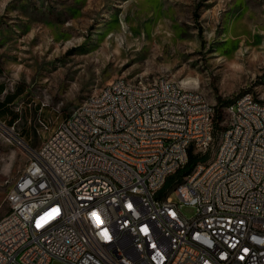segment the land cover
<instances>
[{
    "label": "built area",
    "instance_id": "1",
    "mask_svg": "<svg viewBox=\"0 0 264 264\" xmlns=\"http://www.w3.org/2000/svg\"><path fill=\"white\" fill-rule=\"evenodd\" d=\"M206 99L165 77L90 95L11 188L0 264H264V99L225 105L218 129ZM217 131L225 148L211 161ZM191 154L207 159L175 180L176 200L164 187Z\"/></svg>",
    "mask_w": 264,
    "mask_h": 264
},
{
    "label": "rangeland",
    "instance_id": "2",
    "mask_svg": "<svg viewBox=\"0 0 264 264\" xmlns=\"http://www.w3.org/2000/svg\"><path fill=\"white\" fill-rule=\"evenodd\" d=\"M0 69L7 92L25 88L20 119L0 120L1 220L33 152L117 78H168L221 114L244 93L264 99V0H0Z\"/></svg>",
    "mask_w": 264,
    "mask_h": 264
},
{
    "label": "trees",
    "instance_id": "3",
    "mask_svg": "<svg viewBox=\"0 0 264 264\" xmlns=\"http://www.w3.org/2000/svg\"><path fill=\"white\" fill-rule=\"evenodd\" d=\"M1 72L2 71L0 69V74H1ZM24 92H25V88L22 85H19L14 92H7L5 84L0 85V120H2L3 118H5L7 116H10L9 125L14 126V124L20 119V116L18 113L14 112L11 107H12L13 103L20 96H22L24 94ZM229 104H231V103H229ZM229 104L227 103L226 107ZM214 107L217 108V104H215ZM222 119H223V114H221V112L218 111L216 122H215L216 129L219 128V124L221 123ZM206 159L207 158L194 156L191 154L189 157V162L186 165V167L184 169L178 171V173L175 176L168 179V181L164 187V191L171 188L176 179H179L182 176L188 174L189 172L192 171V169L194 168V166L197 163H199L201 161L202 162L206 161Z\"/></svg>",
    "mask_w": 264,
    "mask_h": 264
},
{
    "label": "bare ground",
    "instance_id": "4",
    "mask_svg": "<svg viewBox=\"0 0 264 264\" xmlns=\"http://www.w3.org/2000/svg\"><path fill=\"white\" fill-rule=\"evenodd\" d=\"M149 83H151V81L140 80V84H149ZM175 84L177 86H180L176 82ZM184 93L185 94H200L199 92L190 91L186 89H184ZM251 98H254V96L251 93H244L243 95L238 97L233 103L229 104L226 108L239 107L242 103L248 101ZM206 106H213V108H215L214 105L208 102L207 99H206ZM213 138H214V132H206L207 141H213ZM225 140H226V132L222 131L219 145L217 149L215 150V152L213 153V156L211 157V161H219L220 154L222 153V149L225 148ZM172 193L176 194V186H172L171 188H169V194H172ZM223 217L232 218V209H223ZM60 262H62L63 264H72V259H60Z\"/></svg>",
    "mask_w": 264,
    "mask_h": 264
}]
</instances>
